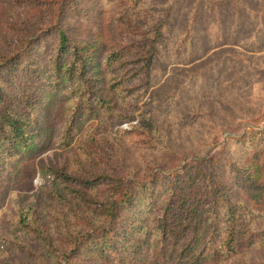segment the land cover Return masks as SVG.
<instances>
[{
	"label": "trees",
	"instance_id": "obj_1",
	"mask_svg": "<svg viewBox=\"0 0 264 264\" xmlns=\"http://www.w3.org/2000/svg\"><path fill=\"white\" fill-rule=\"evenodd\" d=\"M179 1L0 0V189L42 181L0 238V264H264V127L227 141L234 156L188 157L149 116L193 91L152 103L170 67L238 40L246 22L252 46L264 9L190 0L180 26Z\"/></svg>",
	"mask_w": 264,
	"mask_h": 264
},
{
	"label": "rangeland",
	"instance_id": "obj_2",
	"mask_svg": "<svg viewBox=\"0 0 264 264\" xmlns=\"http://www.w3.org/2000/svg\"><path fill=\"white\" fill-rule=\"evenodd\" d=\"M242 2L254 10L264 9V0ZM190 3V0L176 3L173 15L180 26L184 23L183 10ZM250 25V22L244 24L238 40L230 38L227 26L228 33L224 38L227 43L214 49L207 47L205 54L189 65L170 67L164 78L150 89L149 96L156 104L189 81L193 87L192 92L180 94V101L168 107L169 113L160 110L149 114L162 134L160 143L163 146L167 145L188 157L215 156L223 151L234 156V145L229 143L225 146L227 141H232L244 131L264 127V37L253 41L252 46L246 41L244 45L240 43L253 37L254 30L249 28ZM258 47H262L261 52H253ZM227 54H232L235 62H229ZM239 54L245 56L244 61L235 56ZM198 73L203 74L199 81L193 77ZM115 128L128 129L129 126L123 124ZM132 150L130 145L123 147L121 155L128 161H135L137 155ZM54 152L50 149L34 162L43 160L48 163ZM41 184L38 173L6 178L0 189V238L10 234L12 217L35 202V194Z\"/></svg>",
	"mask_w": 264,
	"mask_h": 264
}]
</instances>
